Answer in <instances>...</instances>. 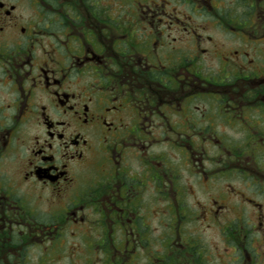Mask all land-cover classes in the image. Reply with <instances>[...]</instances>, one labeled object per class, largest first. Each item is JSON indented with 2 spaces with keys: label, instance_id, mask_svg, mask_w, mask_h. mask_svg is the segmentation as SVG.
I'll use <instances>...</instances> for the list:
<instances>
[{
  "label": "flooded vegetation",
  "instance_id": "1",
  "mask_svg": "<svg viewBox=\"0 0 264 264\" xmlns=\"http://www.w3.org/2000/svg\"><path fill=\"white\" fill-rule=\"evenodd\" d=\"M65 258L264 264V0H0V264Z\"/></svg>",
  "mask_w": 264,
  "mask_h": 264
},
{
  "label": "rangeland",
  "instance_id": "2",
  "mask_svg": "<svg viewBox=\"0 0 264 264\" xmlns=\"http://www.w3.org/2000/svg\"><path fill=\"white\" fill-rule=\"evenodd\" d=\"M72 241H73V240H69L68 243H71ZM68 262H69L68 258H65L64 263H65V264H68Z\"/></svg>",
  "mask_w": 264,
  "mask_h": 264
}]
</instances>
